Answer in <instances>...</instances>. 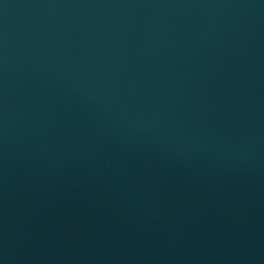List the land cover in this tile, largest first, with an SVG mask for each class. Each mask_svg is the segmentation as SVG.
Listing matches in <instances>:
<instances>
[{
	"label": "water",
	"instance_id": "obj_1",
	"mask_svg": "<svg viewBox=\"0 0 264 264\" xmlns=\"http://www.w3.org/2000/svg\"><path fill=\"white\" fill-rule=\"evenodd\" d=\"M0 264H264V0H0Z\"/></svg>",
	"mask_w": 264,
	"mask_h": 264
}]
</instances>
